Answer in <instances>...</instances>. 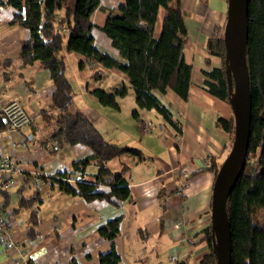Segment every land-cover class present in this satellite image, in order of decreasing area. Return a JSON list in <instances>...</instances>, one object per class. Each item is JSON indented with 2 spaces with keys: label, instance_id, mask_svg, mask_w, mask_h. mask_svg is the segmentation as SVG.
<instances>
[{
  "label": "crops",
  "instance_id": "0c3cea01",
  "mask_svg": "<svg viewBox=\"0 0 264 264\" xmlns=\"http://www.w3.org/2000/svg\"><path fill=\"white\" fill-rule=\"evenodd\" d=\"M119 1L101 0L99 8L91 14L94 23L101 24L108 13L117 14ZM180 4L188 13L185 16L188 27L185 57L191 64L188 99H180L172 91H154L172 111L180 130L153 108L139 110V116L134 118L132 111L136 103L128 108L122 105L132 88L119 69L91 63L76 52L70 55L82 66H94L90 77L101 70L102 74L94 78L113 76L117 83L123 82L128 88L127 95L119 99V109L102 105L92 93L95 87L90 88L86 79V94L82 90L74 99L75 102L86 95L96 110L107 111L116 118V124L110 128L96 125L109 143L142 153V159L125 152L117 161L114 158L107 163L113 172L123 165L130 166L127 179L132 199L115 198L114 202L86 201L58 189L53 177L59 172L72 171V162L90 156L92 150L82 144H66L56 150L48 141L54 125L45 117L53 112L51 104L56 87L50 72L40 63L22 62L21 41L30 37V31L11 22L17 12L14 7H0V111L8 100L17 99L31 120L23 129L0 131V156L9 155L23 169L12 188L0 191V201L12 211L15 242L14 248H8L6 241L0 239V264H97L99 253L111 246V241L101 236L97 228L116 216L121 218L120 233L113 239L120 255L119 264H176L177 260L199 264L200 258L210 252L203 237L213 228L211 198L215 176L208 165L211 159L222 162L231 150L232 133L222 129L217 119H229L233 111L226 101L207 90L206 83L215 80L205 71L223 65L220 56L210 52L207 42L214 27L225 26L228 2L180 0ZM164 15L165 9L160 5L154 25L155 38L161 32ZM93 31L94 43L101 51L124 61L101 30ZM96 170L91 165L85 179L92 180ZM75 177L81 179L78 174ZM30 183L35 186L33 192L37 186L42 191L39 223L34 226L29 223L30 209L15 211L22 195H28ZM31 228L33 236H29Z\"/></svg>",
  "mask_w": 264,
  "mask_h": 264
},
{
  "label": "trees",
  "instance_id": "16d2710c",
  "mask_svg": "<svg viewBox=\"0 0 264 264\" xmlns=\"http://www.w3.org/2000/svg\"><path fill=\"white\" fill-rule=\"evenodd\" d=\"M101 0H0V7L11 6L17 12L12 23L29 29L30 37L21 41L20 58L25 64L40 63L50 72L56 87L51 104L52 111L45 119L53 124L48 141L56 150L64 145L82 144L92 150L90 156L72 162V171L59 172L53 177L58 189L86 201L108 200L114 202L132 199L129 191L128 164L118 171H111L107 163L125 152L142 159V153L131 147H120L109 143L96 125L75 105L76 94L67 77L66 58L62 53L76 52L91 63L104 68H117L128 78L134 90L135 109L132 116L138 117L141 109H155L170 125L177 128V122L169 107L154 91H172L178 98L187 100L191 80V64L185 57L188 42L187 12L180 0H120L118 13H108L101 24L94 23L91 14L99 8ZM165 9L161 32L154 37V25L159 6ZM248 30L245 41V60L249 71L251 95V121L244 168L233 185L226 200V214L230 225L232 264H264V222L254 220L253 210L264 208V0H248ZM101 30L124 61L101 51L94 43V29ZM214 27L207 47L212 54L220 56L223 65L205 71L215 83L207 82L208 92L230 105L228 75L223 32ZM82 67V63H79ZM101 70L93 77H99ZM233 90V89H232ZM92 93L104 106L119 109V98L128 93L125 83L113 87L110 92L102 88ZM217 124L232 133L234 139L235 119L218 117ZM9 125L0 111V131ZM180 130V129H179ZM233 142V141H232ZM233 146V144H232ZM231 146V147H232ZM221 163V162H220ZM220 163L211 159L209 169L217 174ZM97 170L92 180L85 179L90 166ZM75 174L81 176L77 179ZM45 180L47 177L43 176ZM107 185L108 189L100 186ZM42 202L41 187L33 194L22 195L15 211L31 210L29 223H39L38 210ZM121 218L116 216L97 228L98 233L111 241L105 252L99 253L97 264H119L113 239L120 233ZM31 228L29 236H33ZM210 252L200 258L199 264H217L216 238L213 228L203 237ZM213 242V243H212ZM176 264H187L177 260ZM30 264V263H29Z\"/></svg>",
  "mask_w": 264,
  "mask_h": 264
},
{
  "label": "water",
  "instance_id": "95a60500",
  "mask_svg": "<svg viewBox=\"0 0 264 264\" xmlns=\"http://www.w3.org/2000/svg\"><path fill=\"white\" fill-rule=\"evenodd\" d=\"M227 2L223 40L226 60H228L227 83L231 92L230 107L235 119V133L233 146L220 163L212 186L211 225L216 238L217 264H232L226 200L244 168L252 111L249 71L245 60L248 0H227Z\"/></svg>",
  "mask_w": 264,
  "mask_h": 264
},
{
  "label": "rangeland",
  "instance_id": "374dc122",
  "mask_svg": "<svg viewBox=\"0 0 264 264\" xmlns=\"http://www.w3.org/2000/svg\"><path fill=\"white\" fill-rule=\"evenodd\" d=\"M62 53L66 54V57H65L66 58V64H67L66 74H67V77L73 86V91L76 94V96L79 95V93L82 90H85V94L87 92L86 91L87 85H86V81L84 79L88 80L90 88H94V87L99 88L100 87L102 89H105L108 92H110L112 90V88H113L112 86H114V84H116L115 86L122 85L123 82L117 83L118 79L114 78L113 76H108V77L104 76L105 77L104 79L90 77L89 73H91V71L94 72V70H93L94 66H92V64H86L85 66L80 67L79 61H77L74 58V56H70L71 55L70 52H67L66 49H64ZM132 98H133V100H132ZM123 100L124 101L122 102V105L125 108L131 107L132 105L135 106L133 88H132L131 92L123 98ZM75 103L78 106H80L82 110H84V114L87 117H89L90 120L95 125H97L99 128L101 127L102 129H105V128L107 129L108 127L110 128V127H112V125L116 124L115 123L116 118L113 115L111 116V113L108 114L107 111L105 112V111L96 110V108L93 105H90L91 103L86 100V95L79 97L78 100H75ZM94 109L96 111H94ZM107 110H109V112L112 111V109L111 110L107 109ZM38 121H42V120L40 119ZM157 128L158 127L156 126V129ZM117 160H118V158H115V161H117ZM34 187L35 186H33L30 183L28 186V190L26 191V194H28V195L32 194ZM253 213H254L253 214L254 220L256 222H258V221L264 222V208L263 207H257L256 209L253 210Z\"/></svg>",
  "mask_w": 264,
  "mask_h": 264
},
{
  "label": "built area",
  "instance_id": "2783aa9c",
  "mask_svg": "<svg viewBox=\"0 0 264 264\" xmlns=\"http://www.w3.org/2000/svg\"><path fill=\"white\" fill-rule=\"evenodd\" d=\"M1 112L8 122V129L20 130L30 123V117L24 107L17 99L8 100L1 108ZM23 172L22 167L9 155L0 156V191L12 188L18 181V174ZM10 211L5 204L0 201V239L6 241L8 248H14L13 223L10 220Z\"/></svg>",
  "mask_w": 264,
  "mask_h": 264
}]
</instances>
